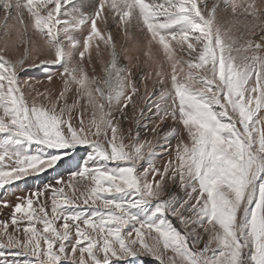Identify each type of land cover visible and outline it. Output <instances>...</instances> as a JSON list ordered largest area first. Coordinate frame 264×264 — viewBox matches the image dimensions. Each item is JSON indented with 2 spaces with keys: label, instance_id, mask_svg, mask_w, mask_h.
Returning a JSON list of instances; mask_svg holds the SVG:
<instances>
[{
  "label": "snow or ice",
  "instance_id": "6c2138e0",
  "mask_svg": "<svg viewBox=\"0 0 264 264\" xmlns=\"http://www.w3.org/2000/svg\"><path fill=\"white\" fill-rule=\"evenodd\" d=\"M17 182L0 264H264V0H0Z\"/></svg>",
  "mask_w": 264,
  "mask_h": 264
},
{
  "label": "rangeland",
  "instance_id": "374dc122",
  "mask_svg": "<svg viewBox=\"0 0 264 264\" xmlns=\"http://www.w3.org/2000/svg\"><path fill=\"white\" fill-rule=\"evenodd\" d=\"M209 2L211 3V0H209ZM88 9L85 8V11H87ZM30 74L33 75L34 77H36L37 79H44V73L42 71V69H31L30 70ZM40 87L42 88L43 85H40ZM151 126V125H150ZM146 133L143 131V129L141 130V138H145ZM148 138H152L150 134H147ZM173 143H175V141H173ZM167 159V157H162L160 158L157 163L158 164H162L163 160ZM33 185L31 183L27 184V185H23L20 182H17L16 186H6V188H8V191L6 192L5 190L0 189V197H4L6 196L7 199L9 200L10 203H15L16 202V196H23L25 194L24 191L20 190L21 188H31ZM14 193V194H12ZM6 216V212L4 213H0V219H4Z\"/></svg>",
  "mask_w": 264,
  "mask_h": 264
}]
</instances>
